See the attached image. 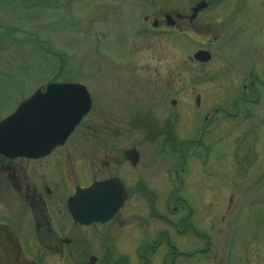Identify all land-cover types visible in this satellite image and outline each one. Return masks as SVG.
<instances>
[{
    "label": "rangeland",
    "instance_id": "obj_1",
    "mask_svg": "<svg viewBox=\"0 0 264 264\" xmlns=\"http://www.w3.org/2000/svg\"><path fill=\"white\" fill-rule=\"evenodd\" d=\"M233 1L203 12L195 31L147 27L141 38L144 15L188 9L190 0H0V119L52 79L79 80L93 99H104L112 124L91 116L94 128L75 130L64 146L69 156L66 174L73 183L81 177L80 182L88 181L96 171L91 174L87 169L94 168L107 151L106 157H123L122 148L135 146L140 154L137 168L147 172L142 180L149 202L142 203L164 204L177 190L174 198L180 196L184 201L179 203L194 211L183 226L191 221L196 232L213 233L212 258L182 257L180 264H264V49L260 64L255 65L259 56L251 47L254 33L264 40V0H246L243 5ZM210 12L218 18L234 13L231 17L239 25L224 36L227 21H209L214 17ZM256 18L261 21L260 31L254 30ZM141 41L147 46L141 47ZM209 46L215 50L209 62L188 59L196 48ZM157 53L160 59L151 58ZM136 55L143 56L142 63H121ZM157 74L168 78L155 83L152 78ZM172 76L178 81L172 83ZM129 82L139 93L132 99ZM242 83L247 85L244 97L256 101L239 98L238 115L219 111L210 120L216 106L234 111L233 100L243 93ZM159 96L164 99L156 100ZM125 100L133 104L124 105ZM152 108L156 116H147ZM82 144L89 145L85 152ZM84 164L89 168L79 176ZM175 167L177 174L172 172ZM134 177L141 179L136 172ZM136 183L131 184L134 189ZM150 192L154 196L149 197ZM136 201L133 196L129 205H137ZM116 225L112 224V233L121 230ZM187 229L193 232L190 226ZM192 237H181L177 248L190 252L204 247L195 231ZM126 240L133 243L121 242L115 252L129 256L139 248L137 241Z\"/></svg>",
    "mask_w": 264,
    "mask_h": 264
},
{
    "label": "flooded vegetation",
    "instance_id": "obj_2",
    "mask_svg": "<svg viewBox=\"0 0 264 264\" xmlns=\"http://www.w3.org/2000/svg\"><path fill=\"white\" fill-rule=\"evenodd\" d=\"M210 5L209 2L205 8H211ZM171 11L173 21L168 27H164V11L160 15H144L143 24L148 25L149 18L153 16L156 20L153 30L180 31L196 28V17L190 19L186 16L188 10L180 9L184 16H175L174 10ZM256 27L260 31L261 24ZM144 30H139L141 38L145 34ZM262 42L260 34L253 42L259 62ZM144 46H147L146 42L141 41V47ZM138 57L141 59L143 56ZM151 58L160 59V55L157 53ZM134 62L142 63L141 60ZM156 80L160 81V78ZM176 80L172 78L170 81L174 83ZM123 104L132 105L133 100ZM105 105L104 99L97 102L91 98L90 109L77 128H94L95 122L91 116L104 118L105 125L108 122L112 124L113 116L107 112ZM133 107L129 109V114L133 112ZM155 111L152 108L150 113ZM236 113L234 111L233 115ZM74 132L75 129L64 143L40 157H9L0 153V264H114L115 259L123 260L122 264H180L181 256L176 245L181 240L180 235L186 238L192 234L187 229L191 225L190 221L183 226V221L190 218L191 211L186 210L185 205L176 203L165 206L142 203L148 202V194L142 180L147 179V172L143 174L137 168L140 156L138 162L132 164L124 156L106 157L110 153L107 151L105 158L100 157L94 168L84 164V168L80 170L79 176L86 173V168H89L87 172L91 174L95 170V175L90 180L80 182L83 179L81 177L77 183L71 182L66 174L69 156L64 146ZM82 145L85 152L89 145ZM52 155L54 157L49 158ZM59 172L62 173L61 177L55 175ZM135 172L141 179L134 177ZM111 177L118 178L126 191L127 197L123 204L106 221H74L67 207V198L74 192V188ZM134 180L137 182L135 189L131 186ZM133 196L137 197V205L130 206L129 201H132ZM112 224H117L116 228L121 230L112 233ZM124 224L126 225L122 227ZM212 235L213 233L205 235L208 245L213 239ZM126 239L141 244L129 256L115 252L119 243H133ZM102 259L105 262L102 263Z\"/></svg>",
    "mask_w": 264,
    "mask_h": 264
},
{
    "label": "water",
    "instance_id": "obj_3",
    "mask_svg": "<svg viewBox=\"0 0 264 264\" xmlns=\"http://www.w3.org/2000/svg\"><path fill=\"white\" fill-rule=\"evenodd\" d=\"M203 6L204 1L197 3L192 16ZM193 56L206 61L210 53L199 49ZM89 104L86 88L79 83H48L37 88L0 120V152L8 156L47 153L65 140ZM125 156L134 162L138 158L135 149L126 150ZM124 196L121 185L111 179L77 188L68 204L75 219L104 220L122 203Z\"/></svg>",
    "mask_w": 264,
    "mask_h": 264
},
{
    "label": "trees",
    "instance_id": "obj_4",
    "mask_svg": "<svg viewBox=\"0 0 264 264\" xmlns=\"http://www.w3.org/2000/svg\"><path fill=\"white\" fill-rule=\"evenodd\" d=\"M205 251H207V250H205ZM205 251L201 252L200 254L204 253Z\"/></svg>",
    "mask_w": 264,
    "mask_h": 264
}]
</instances>
